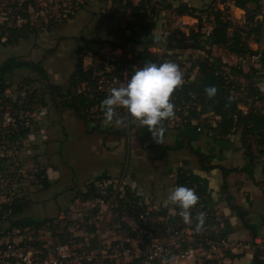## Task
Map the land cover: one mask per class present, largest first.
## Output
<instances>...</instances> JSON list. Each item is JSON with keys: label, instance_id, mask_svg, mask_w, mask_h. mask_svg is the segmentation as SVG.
I'll return each mask as SVG.
<instances>
[{"label": "rangeland", "instance_id": "1", "mask_svg": "<svg viewBox=\"0 0 264 264\" xmlns=\"http://www.w3.org/2000/svg\"><path fill=\"white\" fill-rule=\"evenodd\" d=\"M23 1L25 0H0V30H4V33L8 34L9 28L17 27L16 25L19 26V24H22L21 21L18 19L16 20V13L18 12L15 13V11H13L11 4L16 2L19 8ZM26 1H28V4L32 2V5L28 8L30 10V17L32 19L35 18L32 29L29 28L27 35L22 37V39H17L19 35L12 38H10L11 35L9 37L7 36L9 39H13L12 42H7V38L4 40L0 38V64L11 56L13 54L12 52H14L13 50H15V52L19 54L17 57L20 58V60L33 64L40 62L48 74L47 78H43L37 70L21 65L13 68V71L5 75L3 80V83H12L17 80L29 81L35 86L34 92L40 95L41 100L48 103L44 107L46 113L41 114L44 116L40 118V133L34 140L35 144L31 146L35 153V158H33L32 161L34 164L37 162L38 168L43 167L45 169L47 172L45 173L46 178L38 180L37 184H35L31 202L24 207L22 216L26 217L29 215V217L35 221L44 219L52 220L57 218L60 211H66V214H68V212L72 210L71 208H78L81 202L77 199H81V195L77 194L86 192V190L97 181V179L91 181L90 178L83 180L81 177L88 173L94 174L96 171H100V169L106 167V164L110 163V161L114 162L115 159L117 161L121 159V161L126 163L129 161V167H133L131 172L137 181V174L145 177L152 175L153 186L158 188L161 193L158 196L151 194L148 198L151 203H162L163 200L167 199V195L171 191L170 187L173 184V178L169 177L170 173L184 170V164L180 162L173 167H169L168 170L170 169V171H164V168L170 166V163L173 162L172 160L175 159L177 155L188 152V149H183L178 152L176 150L169 151L167 157H155L154 153L147 149V146L155 141H153L151 137L145 136L144 134L146 132H140V128L137 126L136 122L132 120L129 121L132 126L125 123L117 124L116 122H111V124L117 127L115 129L117 132L121 131V129H125L126 131L130 128L126 134L123 132H106L101 126L98 127V130L93 127L92 131L89 133L87 132L88 128L86 129L85 124H83L73 111H61L58 106L56 107L50 104L51 96L48 94L47 90L48 84L60 85L63 89H66L70 75L74 71L76 64L79 63L78 58H81L80 63L82 66H86L85 64H88L91 59H93L100 44L104 40L112 39L117 45H124L126 51H129V54L141 50L143 46L140 45V43L134 40V42L128 40L133 31V28L130 29V27H132L134 17L128 9L125 10L123 8L122 4H124V1L121 5L113 0ZM133 1L138 3L140 0ZM220 1L221 0H148L146 5L147 8L149 9L153 6L159 14L156 27L152 30L151 34L156 40L157 37L159 38L156 43L157 45H163L160 53L165 54L166 52L164 43L162 42L164 34H169L175 30H180L182 32H189V30L192 29L197 30V20L195 18L175 13V6L180 3H185L196 8L199 10L197 11L198 14L203 13V31H207L208 28L212 26L211 17H207V14L211 11L213 6L217 8H224L226 6L227 12L230 14L232 26L234 28H246L244 10L235 8V6L231 4V1H226L225 3H220ZM168 5H171V7ZM258 18L263 22V31L259 37L257 34H252L250 36L249 45L253 49H261L262 47L264 13L259 15ZM113 31L117 32L116 35H114ZM257 38H260L261 41H255ZM83 44H85L86 47L79 50L78 53L79 47L83 46ZM168 53H171V59H174L175 63L179 65L184 74V78L187 74V69L203 54V51L190 48H172ZM212 54L215 57H220L227 64L241 66L244 71L251 74L250 81L260 89L263 100L254 97L249 98L246 96V83L248 81L243 78H238L243 89L235 92L234 96L241 97L246 102L244 104L240 101L239 104L242 105V108L245 110H248L250 107L264 108V64L258 61V58L251 59L252 56L238 57L227 53L225 49L220 47H212ZM195 74L196 69L194 68L190 73V78H193ZM60 112L63 113L61 114ZM96 115L97 113H89L88 116L90 119ZM212 116L211 114H207L206 120H211L213 118ZM105 122L106 121L103 119H98L93 122L89 121L91 124H105ZM113 125L111 128H114ZM64 130L67 132L68 140L59 143V141L55 139L63 138ZM202 133L209 135L207 128H205ZM104 135L106 137L105 140L102 139ZM226 138L232 141L230 143L232 145H238V143L241 145L239 131L234 133L231 137L230 135L224 137V139ZM232 138H234V141ZM248 138L254 149L253 137L249 136ZM113 139L117 140L119 144L112 149L115 150L118 147V155L116 152H109V147L102 149L103 151H100L101 153L98 152V146L105 144L106 141H113ZM165 139L172 140L171 136L169 137L168 135ZM86 140L88 143H86ZM85 145L90 148V150L87 149L89 154L86 153L83 147ZM96 149V154L91 152V150L95 151ZM134 156H138L141 159L136 160L140 162V164L134 165ZM144 157L145 159H143ZM126 163L124 165L127 167ZM195 165L197 164L195 163ZM121 166L122 163L120 162L118 169H121ZM30 167H33V164H31L29 168ZM49 167L51 174H49L50 172L48 173ZM126 167L124 171H126ZM57 168L62 171L63 177L57 175V172H60ZM131 172L129 168H127L129 177H132L130 176ZM115 175H117V173H115ZM43 181L48 183V187H44ZM261 183H263V180ZM28 188H30V186H28ZM263 196L264 194L259 196L258 201L260 200V203L256 206L251 205L252 208L243 209L246 212L244 219L249 224L259 229L256 238L259 239L260 243L256 244L254 241L256 238L252 239L251 237L246 239V241L250 243L252 249L258 247L262 257H264V225L260 223V216L264 214ZM245 197H247V195H245ZM159 208L162 207L158 205L157 209ZM167 208L171 214L175 213L171 205H168ZM214 213L216 219L221 220L217 212L214 211ZM72 214L70 213L69 216L71 217ZM233 215L240 219L236 214ZM123 218L130 225L127 224ZM241 223L243 222L241 221ZM123 224H127V226L131 228L136 227V224L134 222L131 223L127 214L124 212L122 214L113 212L111 217L105 214L102 222H100L101 227L99 229V235L104 237L107 236V238L114 236H130V230L123 228ZM242 225L243 228H246L244 223ZM158 235L162 234L159 233ZM240 243L244 242L238 240L234 245ZM229 252V248L222 252H212L211 256L213 263L222 264L221 259L224 257L223 254Z\"/></svg>", "mask_w": 264, "mask_h": 264}, {"label": "built area", "instance_id": "2", "mask_svg": "<svg viewBox=\"0 0 264 264\" xmlns=\"http://www.w3.org/2000/svg\"><path fill=\"white\" fill-rule=\"evenodd\" d=\"M30 6L31 3L28 8ZM17 19L31 29L34 26L35 18L30 15L25 18L17 14ZM22 24L16 26L22 27ZM210 30L204 32L208 34ZM169 34H164L162 39L165 54L160 53L163 45H157V41L146 47L158 60L171 59L170 49L166 48ZM7 36L10 32L3 33L0 38L4 40ZM22 37L19 35L17 39ZM128 52L124 45H117L112 39L100 44L88 63L92 66V92L107 96L109 88L121 86L125 75L130 78L132 72L143 65L139 58H135L136 52ZM255 58L258 56L251 57ZM183 80L186 83L185 77ZM182 86L174 92L181 90ZM82 90H85L84 85L78 88L79 92ZM34 91L35 86L27 80L0 83V264H214L211 253L229 248L230 241L226 236L212 237L224 227V222L216 219L214 210L205 202L208 200L207 191L197 181L185 180L183 183L181 171L170 173L169 177L173 178L170 190L182 185L198 195V203L190 210L191 223H185L179 215V207L167 199L159 204L151 203L148 196L134 187L124 165L118 175L97 179L86 190L90 192L93 188L96 195L85 200L77 199L81 205L71 208L68 214L60 211L56 219L22 224L20 219L25 217L22 213L31 202L35 184L46 178L47 173L32 161L35 153L31 146L40 133V118L44 116L41 114L46 113ZM182 104L174 105L175 117L163 122L166 131L193 126L199 132L207 128L209 134L219 138L214 129L216 122L206 120L207 115L198 120L189 117V109L193 108L191 102ZM238 107L247 111L239 103ZM97 110V105L91 106L89 113L97 115L90 121L103 119L108 122L104 113ZM116 111L125 124L129 123L131 118L125 109L117 108ZM111 122H116V118ZM31 164L33 167L29 168ZM158 205L162 208L157 209ZM168 205L174 214L168 210ZM19 207L23 210L20 211ZM113 212L126 213L130 222L136 224L131 228L123 218L127 223L123 228L130 230V236L107 238L99 235L103 216L111 217ZM199 212L205 213V219L197 231ZM135 214L139 221L135 220ZM254 241L260 243L258 238Z\"/></svg>", "mask_w": 264, "mask_h": 264}, {"label": "trees", "instance_id": "3", "mask_svg": "<svg viewBox=\"0 0 264 264\" xmlns=\"http://www.w3.org/2000/svg\"><path fill=\"white\" fill-rule=\"evenodd\" d=\"M3 1V0H1ZM119 5L122 4L123 8L128 9L134 17L132 21L133 28L132 34L128 40H134L143 48L136 52L135 58H139L142 63L154 62L157 64L163 63L166 60H158L152 56L146 49L151 43H156V39L152 36L151 32L156 27L158 11L152 6L147 8L148 0H140L135 3L133 0H113ZM231 1V4L239 9L244 10L245 14V27L246 28H234L230 14L227 12V7L217 8L213 6L211 11L207 14V17H211V30L208 34L202 30V16L203 13L198 14L196 8H193L185 3H180L175 6V13L178 15H188L197 20V30H189L186 35L180 30H175L167 36L166 48H183V49H196L203 51V54L197 58V60L191 64L190 68L187 69V74L184 76L186 83L183 84L182 89L172 94L171 102L176 105H183L182 103L191 102L192 109H189V117L200 119L201 116L211 114L217 116L219 119L216 121L215 130L219 134V139L227 135H231L239 131L241 147L243 149L244 158L247 160L246 163L240 168H224L222 166H202V169L209 170L211 168L219 167L222 173L223 181L221 184V192H226V181L225 177L230 171H244L249 175H252V169L255 165L254 161L259 156H264V108L262 107H250L246 112H243L239 107L238 103L242 101L246 103L243 98L234 96L235 92L242 90V85L238 78L247 80L246 83L247 97H254L259 100H263V95L260 89L250 81L251 74L243 70L241 66H234L227 64L222 61L220 57H215L212 54V47H220L227 51L229 54L236 55L238 57L244 56H258V61L264 64V34L262 37L261 49H253L249 45V39L252 34H257L258 37L263 31V22L259 20L258 16L264 13L262 0H221L220 3ZM32 5V2H30ZM13 11L18 12L23 17L28 18V1H23L18 8L16 2L11 4ZM171 7V5H168ZM228 6V5H227ZM204 12V11H203ZM26 29V30H25ZM29 30L28 24H23L22 27L9 28L10 35L15 37L21 35L25 37ZM117 33L116 31H113ZM4 30L0 33V37L3 35ZM26 33V34H25ZM179 35V37H178ZM13 39L7 38V42H12ZM133 41V42H134ZM255 41H261L257 38ZM86 47L85 44L80 46L79 50ZM79 63L76 64L74 71L71 73L68 86L63 89L60 85H47L48 94L51 96L50 104L58 106L63 110H71L73 113L85 124L88 125L90 119H88L89 111L91 106L97 105L98 112H103L100 108L101 102L106 96L98 95L91 91L92 88V66H82L81 58L79 57ZM20 60L14 55L9 56L0 64V83L3 82L4 76L13 71L12 66L2 67L4 63H16ZM170 61L175 62L174 59ZM22 66L29 67L37 70L43 78H47L48 74L42 67L41 63L36 64L22 61ZM196 69V74L193 78H190V73L193 69ZM255 71V70H254ZM1 73H3L1 77ZM85 86V90L78 91L79 87ZM214 86L216 93L212 98H208L205 93V88ZM89 89H87V88ZM35 96L37 94L34 92ZM39 103L46 106L48 103L41 100L39 95ZM95 129L98 130V127ZM148 130V129H143ZM124 134L127 132L122 130ZM249 136L253 137L255 150L249 141ZM147 149L151 150L155 157L162 158L166 155L169 150H173L174 147L152 144L148 145ZM182 176V182L185 180L196 181L190 176L186 177V173L180 174ZM44 187H48V183L43 181ZM203 188V186H202ZM204 189V188H203ZM77 195H81V199L85 200L89 197L95 196L93 188L90 192H81ZM138 197H134V199ZM228 200H231L230 195ZM209 199L205 202L208 203ZM209 205V204H208ZM230 209L241 219L244 226L250 231L251 238L257 237L259 229L249 224L245 219L244 215L246 212L240 205L229 203ZM22 211L23 208L19 207ZM162 213V212H161ZM163 214V213H162ZM135 220H138L137 214H135ZM22 224L26 223H40V220L35 221L28 217L20 219ZM260 223L264 225V214L260 216ZM227 235L226 223L224 227L218 230L217 233L213 234L212 237H224ZM250 264H264V257L260 255L258 247H254V252Z\"/></svg>", "mask_w": 264, "mask_h": 264}, {"label": "crops", "instance_id": "4", "mask_svg": "<svg viewBox=\"0 0 264 264\" xmlns=\"http://www.w3.org/2000/svg\"><path fill=\"white\" fill-rule=\"evenodd\" d=\"M13 51L14 52H12L13 53L12 55L17 57L19 54L16 53L15 50ZM60 113L62 114L63 112ZM212 117L213 118L211 120L213 122H216L219 119L217 116H212ZM112 125L113 124H111V122L110 123L105 122V124L88 123V125L87 126L85 125V127L86 129L88 128L87 132L89 133L90 131H92L93 127L96 128L100 126L103 127L106 132H111V133L122 132V129L121 131L117 132V130H115L117 127L114 125H113L114 128H111ZM127 125L132 126L130 122L127 123ZM138 127L140 128V132L141 131L146 132L144 134L145 136L152 138V135H150L151 133L148 130H143L147 128H143L140 126ZM129 129L130 128L126 130L127 133ZM63 135H64L63 138L55 139V140L59 141V143L65 140L67 141L68 136L65 130ZM167 135L169 137L171 136L172 140L170 139L166 140L165 137ZM233 135L231 134L230 137ZM105 138L106 137L104 135L102 139L105 140ZM232 139L234 141V138ZM227 140H228L227 138L219 139L216 138L215 136H212L211 134L209 135L203 134L202 131L200 132L196 131L195 127L187 126L174 130H167V131L165 130L160 143L153 142L150 143V145L160 144V145L172 146L174 147L173 150H176L177 152L183 149H188V152L177 155L175 159L172 160L173 162L170 163V166L168 167L166 166V168H164V171L165 170L170 171V169L168 170L169 167H173L174 165L183 162L184 170H180V171L183 173L185 172L187 176L194 178L207 191L208 199H209L208 204L214 211L217 212V215L220 216L221 220H223V222L226 223V227H227L226 237L228 241H230V246H229L230 252L225 253V256L221 259L222 264H245V263L250 264L254 252V249L250 247V243L246 241V239H249L251 237L250 231L246 228H243L242 225L243 223H241L240 219H238L233 215L235 213H233V211L230 209L229 203L240 205L243 209H248L251 207V205L256 206L258 203H260V200L258 201V198L260 195L264 194V165H263L264 156L258 155V157L255 159L254 161L255 165L252 169V175H249L244 171H230L225 177V181L227 184L226 192L222 193L221 184L223 181V177L220 168L215 167L206 170V169H202V166L214 165V166H222L224 168L230 169V168H240L246 163L247 160L244 158L243 149L241 145L238 142H237L238 145H232L230 144L232 141L230 140L227 141ZM86 143H88L87 140ZM118 145L119 144L117 140L113 139V141L112 140L106 141L105 144L98 146L99 149L98 152L103 151L102 149L109 147V152H116V154L118 155L119 152L118 147L115 150H112L113 147ZM83 147L85 148L86 153L89 154L87 149L90 150V148H88L87 145ZM173 150H169V151H173ZM91 152L95 153L97 152V149L95 151L91 150ZM168 152L166 153L165 157H167ZM138 159H140L138 156L137 157L134 156V165L140 164V162L136 161ZM143 159H145V157ZM120 162L122 163V166L126 163L124 161H121V159L120 160L118 159V161L115 159L114 162L110 161V163L106 164V167L100 169V171H96V173L94 174L88 173L81 178L83 180L90 178L91 181H93L101 177L116 176L115 173H117L118 175L122 169V166L121 169H118ZM195 163L197 165H195ZM126 164H127V168H129V171L131 172L133 167L132 168L129 167V161ZM49 170L50 167L48 168V173L50 172ZM57 170L60 169L57 168ZM49 174H51V172ZM57 175L63 177L62 171L60 170V172H57ZM130 176L132 177H129V179L133 182L134 187H136L137 190L143 192L146 196L149 197L151 194L156 196L160 195L161 193L160 190L155 186H153L152 175L145 177L143 175L140 176L137 174L138 181L133 177L132 172L130 173ZM262 180L263 183H261ZM229 195L231 197L230 201L228 200ZM245 195H247V197H245ZM238 240H241L244 243L234 245V243H236V241Z\"/></svg>", "mask_w": 264, "mask_h": 264}, {"label": "clouds", "instance_id": "5", "mask_svg": "<svg viewBox=\"0 0 264 264\" xmlns=\"http://www.w3.org/2000/svg\"><path fill=\"white\" fill-rule=\"evenodd\" d=\"M183 75L179 65L173 61L160 64L144 62L132 72L130 78L125 75V82L121 86L108 89L100 105L104 118L108 122L116 118L117 124H124V119L119 118L116 111L117 108H123L133 122L147 128L153 140L160 143L165 131L163 122L175 117L171 96L183 85ZM205 93L208 98H212L216 89L214 86L206 87ZM167 200L179 207V215L185 223H191L190 210L199 200L193 189L177 186L168 193ZM204 219L205 213H197V231L202 227Z\"/></svg>", "mask_w": 264, "mask_h": 264}, {"label": "water", "instance_id": "6", "mask_svg": "<svg viewBox=\"0 0 264 264\" xmlns=\"http://www.w3.org/2000/svg\"><path fill=\"white\" fill-rule=\"evenodd\" d=\"M23 64V62L22 61H18V62H16V63H9V62H7V63H4L3 65H2V67L4 68V67H6V66H12L13 68H15V67H19V66H21ZM2 75H3V73H1V77H2ZM49 85V84H48ZM49 86H51V85H49Z\"/></svg>", "mask_w": 264, "mask_h": 264}]
</instances>
